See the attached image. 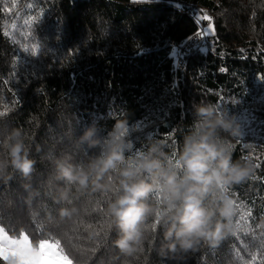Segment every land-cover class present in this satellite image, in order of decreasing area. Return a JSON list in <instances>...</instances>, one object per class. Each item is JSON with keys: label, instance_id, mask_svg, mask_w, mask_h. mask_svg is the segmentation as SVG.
Masks as SVG:
<instances>
[{"label": "trees", "instance_id": "trees-1", "mask_svg": "<svg viewBox=\"0 0 264 264\" xmlns=\"http://www.w3.org/2000/svg\"><path fill=\"white\" fill-rule=\"evenodd\" d=\"M201 100L236 117L234 158L259 167L233 189L235 233L185 264H264V0H0V126L45 144L60 114L106 135L126 112L135 151L149 136L179 144ZM95 198L55 229L73 264H162L147 243L119 256Z\"/></svg>", "mask_w": 264, "mask_h": 264}, {"label": "clouds", "instance_id": "clouds-1", "mask_svg": "<svg viewBox=\"0 0 264 264\" xmlns=\"http://www.w3.org/2000/svg\"><path fill=\"white\" fill-rule=\"evenodd\" d=\"M193 110L179 144L149 136L135 151L126 112L113 113L106 135L95 121L78 134L75 114H60L45 144L24 127L3 124L0 238L22 241L16 247L30 257L60 243L55 229L81 214L85 198L96 211L99 193L105 238L119 256L143 254L147 243L162 264H185L202 245L218 247L236 231L233 189L256 165L234 158L242 135L234 115L207 100ZM0 262L19 264V257Z\"/></svg>", "mask_w": 264, "mask_h": 264}, {"label": "snow or ice", "instance_id": "snow-or-ice-1", "mask_svg": "<svg viewBox=\"0 0 264 264\" xmlns=\"http://www.w3.org/2000/svg\"><path fill=\"white\" fill-rule=\"evenodd\" d=\"M256 167L259 165L257 164ZM101 231L107 234L105 224L102 225ZM4 240L8 242L4 243ZM17 245H22V241L10 240L7 237L0 238V257L6 260L10 255L18 256L19 264H73L64 254V249L60 247L58 241L42 245L41 249L30 257H25L20 248L16 247Z\"/></svg>", "mask_w": 264, "mask_h": 264}, {"label": "built area", "instance_id": "built-area-1", "mask_svg": "<svg viewBox=\"0 0 264 264\" xmlns=\"http://www.w3.org/2000/svg\"><path fill=\"white\" fill-rule=\"evenodd\" d=\"M209 21H205V22H202V26H201V32L202 33H204V28L207 26V25H209ZM190 46H191V43L190 42H188L187 44H186V47L187 48H190Z\"/></svg>", "mask_w": 264, "mask_h": 264}, {"label": "water", "instance_id": "water-1", "mask_svg": "<svg viewBox=\"0 0 264 264\" xmlns=\"http://www.w3.org/2000/svg\"><path fill=\"white\" fill-rule=\"evenodd\" d=\"M175 5L179 6V3H174Z\"/></svg>", "mask_w": 264, "mask_h": 264}]
</instances>
